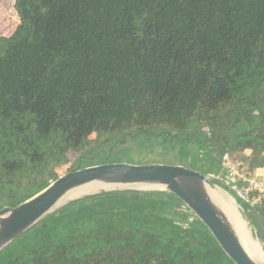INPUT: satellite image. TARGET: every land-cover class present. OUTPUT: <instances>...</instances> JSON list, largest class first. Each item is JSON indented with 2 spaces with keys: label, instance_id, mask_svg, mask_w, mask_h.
<instances>
[{
  "label": "trees",
  "instance_id": "1",
  "mask_svg": "<svg viewBox=\"0 0 264 264\" xmlns=\"http://www.w3.org/2000/svg\"><path fill=\"white\" fill-rule=\"evenodd\" d=\"M263 93L264 0H2L0 208L68 171L137 163L124 148L146 137L200 133L189 168L220 175L249 150L242 167L264 175V112L248 109ZM241 203L264 242V197ZM0 264L233 263L173 195L122 189L59 207Z\"/></svg>",
  "mask_w": 264,
  "mask_h": 264
},
{
  "label": "water",
  "instance_id": "2",
  "mask_svg": "<svg viewBox=\"0 0 264 264\" xmlns=\"http://www.w3.org/2000/svg\"><path fill=\"white\" fill-rule=\"evenodd\" d=\"M213 181L181 164L106 162L68 171L19 204L0 208V252L72 200L106 191L136 189L161 191L176 197L208 230L233 264H264V260L243 246L225 212L209 194L207 186H215ZM86 187L97 190L66 200L73 191Z\"/></svg>",
  "mask_w": 264,
  "mask_h": 264
},
{
  "label": "rangeland",
  "instance_id": "3",
  "mask_svg": "<svg viewBox=\"0 0 264 264\" xmlns=\"http://www.w3.org/2000/svg\"><path fill=\"white\" fill-rule=\"evenodd\" d=\"M2 0H0L1 2ZM5 1V0H4ZM10 1V0H9ZM264 94V93H263ZM249 111L253 113H258L259 111L264 112V103L259 105H248ZM198 130V129H195ZM199 138H201V141H196L193 143L183 142L181 146L176 147L172 142H163L161 141V146H155L156 144V138H143L139 140H133L131 143L127 144L124 149L126 151H129V155L132 159H135L137 163H164V164H175L174 162H177L176 160L181 158V156L184 157L183 165L188 167V165H200V162L195 161V154L197 152L198 156L202 155V153L206 150V147L203 143V139L206 137H202V134H198ZM155 139V140H154ZM175 146V147H174ZM166 148V149H165ZM250 153L249 150L244 151L243 153H236L234 156H227L231 161L237 162L240 164V167H242V160L241 158L243 156H247ZM115 156V155H114ZM140 156H145L147 158H140ZM128 157L125 159L127 160ZM129 158V160L131 159ZM201 166V165H200ZM261 176V174H259ZM208 176V175H207ZM211 178V177H210ZM212 179V178H211ZM215 180V179H214ZM215 183V186L226 193H228L229 196H231L238 207L241 214H243V208L241 201L236 197V195L229 190V188L220 180L213 181ZM245 217V216H244ZM247 221V220H246ZM248 226L251 229V233L255 238H257L261 245L264 247V242L261 240L257 230L251 226L247 222Z\"/></svg>",
  "mask_w": 264,
  "mask_h": 264
},
{
  "label": "bare ground",
  "instance_id": "4",
  "mask_svg": "<svg viewBox=\"0 0 264 264\" xmlns=\"http://www.w3.org/2000/svg\"><path fill=\"white\" fill-rule=\"evenodd\" d=\"M143 188V187H140ZM149 188V187H148ZM209 194L215 200V202L225 212L227 218L231 222L233 229L238 236L243 246L256 258L264 260V247L261 242L253 236L251 229L247 224L246 218L241 214L236 206L233 198L225 191L217 188L216 186H207ZM97 189L92 187L82 188L80 190L73 191L66 200H70L79 196H83L87 193L96 191ZM65 200V201H66ZM249 215V214H248ZM260 230V229H259Z\"/></svg>",
  "mask_w": 264,
  "mask_h": 264
},
{
  "label": "built area",
  "instance_id": "5",
  "mask_svg": "<svg viewBox=\"0 0 264 264\" xmlns=\"http://www.w3.org/2000/svg\"><path fill=\"white\" fill-rule=\"evenodd\" d=\"M222 170L223 172L220 175L208 172L204 174L212 179L222 181L240 201L251 207L264 197L263 174L260 176L255 172L248 173L244 167H240L239 163L231 161L227 156L223 158Z\"/></svg>",
  "mask_w": 264,
  "mask_h": 264
},
{
  "label": "crops",
  "instance_id": "6",
  "mask_svg": "<svg viewBox=\"0 0 264 264\" xmlns=\"http://www.w3.org/2000/svg\"><path fill=\"white\" fill-rule=\"evenodd\" d=\"M178 164V163H177ZM255 172V174H258V171H254ZM260 173V172H259Z\"/></svg>",
  "mask_w": 264,
  "mask_h": 264
}]
</instances>
